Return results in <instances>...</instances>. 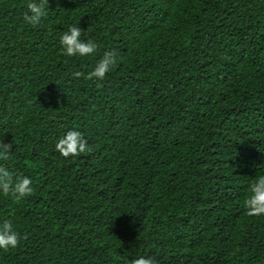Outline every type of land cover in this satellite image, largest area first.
Returning a JSON list of instances; mask_svg holds the SVG:
<instances>
[{"label": "trees", "instance_id": "trees-1", "mask_svg": "<svg viewBox=\"0 0 264 264\" xmlns=\"http://www.w3.org/2000/svg\"><path fill=\"white\" fill-rule=\"evenodd\" d=\"M28 2L0 0V166L35 190L0 193L26 237L0 264H264V0H49L36 26ZM71 26L94 55H63ZM70 129L91 152L60 155Z\"/></svg>", "mask_w": 264, "mask_h": 264}, {"label": "clouds", "instance_id": "clouds-1", "mask_svg": "<svg viewBox=\"0 0 264 264\" xmlns=\"http://www.w3.org/2000/svg\"><path fill=\"white\" fill-rule=\"evenodd\" d=\"M49 0H29L27 3V11L23 14L26 23L36 26L42 18L47 16ZM83 30L78 26H71L68 31L60 36V44L62 45V53L65 56H91L97 52L98 45L93 40H82ZM122 59L117 55L115 50L105 51L102 58L98 61L92 71L86 75L82 72H75V77L84 76L87 80H103L106 75L112 71L118 60ZM11 143H4L0 139V160L7 161L10 159ZM55 149L64 158L78 157L82 153L91 152L88 141L84 138L81 131L76 129L68 130L55 144ZM32 179L26 175L14 176V173L4 166H0V193L9 195L15 202H20L34 195ZM249 196L244 201L247 209V215L264 216V175H259L249 187ZM22 237L17 232L10 219L0 222V249L8 251L19 246ZM131 264H157L151 258L141 256L134 259Z\"/></svg>", "mask_w": 264, "mask_h": 264}]
</instances>
